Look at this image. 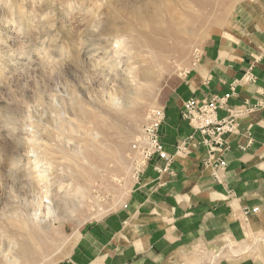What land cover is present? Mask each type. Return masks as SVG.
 Segmentation results:
<instances>
[{
    "label": "rangeland",
    "instance_id": "1",
    "mask_svg": "<svg viewBox=\"0 0 264 264\" xmlns=\"http://www.w3.org/2000/svg\"><path fill=\"white\" fill-rule=\"evenodd\" d=\"M242 1L0 0V264L59 263L123 205L132 142Z\"/></svg>",
    "mask_w": 264,
    "mask_h": 264
},
{
    "label": "crops",
    "instance_id": "2",
    "mask_svg": "<svg viewBox=\"0 0 264 264\" xmlns=\"http://www.w3.org/2000/svg\"><path fill=\"white\" fill-rule=\"evenodd\" d=\"M219 25L164 99L161 140L173 161L165 169L154 158L134 175L123 205L88 223L56 264H199L222 246L252 236L264 241V0L235 4ZM247 73L255 82L241 81ZM232 90L217 112L219 120L237 123L225 137L227 166L218 182L206 163L220 153L208 152L181 112L191 99ZM191 136L195 142L179 151ZM222 264H264V245Z\"/></svg>",
    "mask_w": 264,
    "mask_h": 264
},
{
    "label": "built area",
    "instance_id": "3",
    "mask_svg": "<svg viewBox=\"0 0 264 264\" xmlns=\"http://www.w3.org/2000/svg\"><path fill=\"white\" fill-rule=\"evenodd\" d=\"M241 81L255 82V78L251 73H247ZM232 93L225 96H215L209 101H198L191 99L184 103L181 115L182 118L189 123L196 133L201 136V144L207 148L208 152L215 155L220 153V157L212 162L207 161L206 167L211 169L213 178L221 182L222 177L220 172L225 171L227 163L223 155L227 149L226 135L231 133L237 126L234 119L219 120L217 112L219 109L228 106V101L233 95ZM264 108V106H262ZM165 120V112L161 109H154L150 112L147 123L144 125L141 132L136 136L132 142V171L134 175H140L154 158H159L165 162V169L173 161L164 149L161 140V126ZM195 142L191 136L186 143L178 147L179 151H186L188 143ZM254 209L252 212H256ZM249 211H245L247 216Z\"/></svg>",
    "mask_w": 264,
    "mask_h": 264
},
{
    "label": "bare ground",
    "instance_id": "4",
    "mask_svg": "<svg viewBox=\"0 0 264 264\" xmlns=\"http://www.w3.org/2000/svg\"><path fill=\"white\" fill-rule=\"evenodd\" d=\"M145 23H146V22H145ZM157 25H158V24H157ZM157 25H156V26H157ZM145 26H147V25H145ZM148 27H149V26H148ZM148 27H144V28L146 29V28H148ZM158 27H159V26H158ZM142 28H143V27H142ZM182 30H183V29H182ZM182 30H180V29L175 30V31L173 30V34H174V35H178V34L181 33ZM34 135H35V134H34ZM81 151H82V150H81ZM34 154H35V153H34ZM51 155H52V153H51ZM76 155H77V154H76ZM37 156H38V155H37ZM56 156H57V155H56ZM58 156H59V155H58ZM30 157H31V156H30ZM30 157H29V158H30ZM32 159H33V158H32ZM33 161H34V160H33ZM61 162H62V161H61ZM28 163H29V162H28ZM33 163H34V162H33ZM42 163H43V162H42ZM25 166H26V165H25ZM37 166H38V165H37ZM41 167H42V166H41ZM38 168H39V167H38ZM44 170H45V169H44ZM44 170H43V172H44ZM38 172H39V171H38ZM43 172H42V173H43ZM45 172H46V170H45ZM41 177H42V176H41ZM46 178H47V177H46ZM43 180H44V179H43ZM39 184H41V183H39ZM41 191H42V190H41ZM38 198H39V197H38ZM36 205H37V204H36ZM15 213H16V212H15ZM31 213H32V212H31ZM34 214H35V213H34ZM26 217H27V216H26ZM26 217H25V219H26ZM38 217H39V216H38ZM33 218H36V217H33ZM36 219H37V218H36ZM31 223H32V222H31Z\"/></svg>",
    "mask_w": 264,
    "mask_h": 264
}]
</instances>
